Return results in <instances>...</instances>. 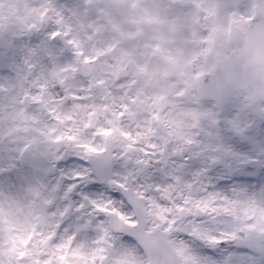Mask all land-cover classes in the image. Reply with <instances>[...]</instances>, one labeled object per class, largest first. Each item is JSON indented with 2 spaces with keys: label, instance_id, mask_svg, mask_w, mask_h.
<instances>
[{
  "label": "snow or ice",
  "instance_id": "obj_1",
  "mask_svg": "<svg viewBox=\"0 0 264 264\" xmlns=\"http://www.w3.org/2000/svg\"><path fill=\"white\" fill-rule=\"evenodd\" d=\"M0 264H264V0H0Z\"/></svg>",
  "mask_w": 264,
  "mask_h": 264
}]
</instances>
